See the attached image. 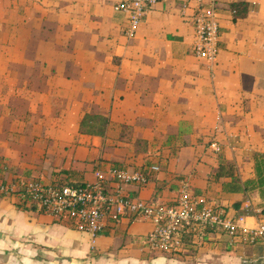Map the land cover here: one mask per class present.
Returning <instances> with one entry per match:
<instances>
[{
	"label": "crops",
	"instance_id": "obj_1",
	"mask_svg": "<svg viewBox=\"0 0 264 264\" xmlns=\"http://www.w3.org/2000/svg\"><path fill=\"white\" fill-rule=\"evenodd\" d=\"M118 2L0 0V182L83 185L113 165L157 164L146 186H127L131 197L171 203L188 184L229 217L264 223V199L243 184L264 153V0H204L220 25L213 62L194 53L197 2L160 1L133 38ZM240 2L248 14L235 19ZM86 115L109 119L104 135L80 132ZM224 161L240 183L215 178ZM154 228L124 219L93 242L0 196V264H264V239L230 245L222 230L192 227L177 250L156 252L145 242Z\"/></svg>",
	"mask_w": 264,
	"mask_h": 264
},
{
	"label": "built area",
	"instance_id": "obj_2",
	"mask_svg": "<svg viewBox=\"0 0 264 264\" xmlns=\"http://www.w3.org/2000/svg\"><path fill=\"white\" fill-rule=\"evenodd\" d=\"M162 0H119L115 8L126 15L125 35L133 38L145 16ZM199 4L193 16L195 32L194 53L197 57L215 61L219 54L220 25L215 4L203 5L204 0H183ZM235 12V11H234ZM218 153L221 147L212 144ZM161 171L157 164L143 169L110 166L97 170L94 182L83 185L45 183L42 180L17 178L13 182H0V196L14 197L28 207L35 206L42 213L64 220L81 232L92 236L93 242L108 227L124 219L143 218L152 222L154 230L145 238L146 244L156 252H174L183 244L188 228L195 227L201 236L208 230H222L229 236L230 245L245 239L251 244L264 239V223L254 227L244 224V218L228 216L226 210L192 193L184 184L171 202L143 200L131 197L129 185L146 186L153 174Z\"/></svg>",
	"mask_w": 264,
	"mask_h": 264
},
{
	"label": "trees",
	"instance_id": "obj_3",
	"mask_svg": "<svg viewBox=\"0 0 264 264\" xmlns=\"http://www.w3.org/2000/svg\"><path fill=\"white\" fill-rule=\"evenodd\" d=\"M233 10H235L234 18H242L248 14V4L246 2L232 4ZM109 119L105 116L98 115H86L81 122L80 132L104 135L106 128L108 127ZM255 178L246 180L243 182L244 190H256L259 192L262 199H264V153L256 152L253 155ZM231 177L232 182H241V179L236 176L234 172V166L230 162H222L215 172V178ZM58 184H70L74 183H58ZM79 185V184H75ZM34 209V208H33Z\"/></svg>",
	"mask_w": 264,
	"mask_h": 264
}]
</instances>
